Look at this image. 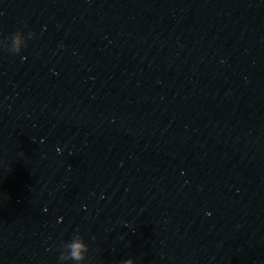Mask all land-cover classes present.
Masks as SVG:
<instances>
[{
	"label": "water",
	"instance_id": "water-1",
	"mask_svg": "<svg viewBox=\"0 0 264 264\" xmlns=\"http://www.w3.org/2000/svg\"><path fill=\"white\" fill-rule=\"evenodd\" d=\"M77 234L264 264V0H0V264Z\"/></svg>",
	"mask_w": 264,
	"mask_h": 264
},
{
	"label": "clouds",
	"instance_id": "clouds-1",
	"mask_svg": "<svg viewBox=\"0 0 264 264\" xmlns=\"http://www.w3.org/2000/svg\"><path fill=\"white\" fill-rule=\"evenodd\" d=\"M20 35V32L14 34L12 37L14 44L18 45ZM21 51L22 50L19 47H15L14 51L10 52L19 54ZM89 251L90 248L88 244H86L84 239L77 234L71 239V241L63 244L59 261L61 264H65L66 261H75L76 264H84L88 259L87 253H89ZM123 264H134V260L127 259Z\"/></svg>",
	"mask_w": 264,
	"mask_h": 264
}]
</instances>
